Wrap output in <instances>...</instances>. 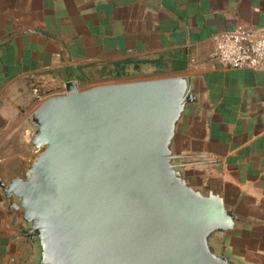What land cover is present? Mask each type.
<instances>
[{
    "label": "crops",
    "instance_id": "0c3cea01",
    "mask_svg": "<svg viewBox=\"0 0 264 264\" xmlns=\"http://www.w3.org/2000/svg\"><path fill=\"white\" fill-rule=\"evenodd\" d=\"M264 28V0H0V183L34 158L25 141L46 93L185 76L197 95L176 142L181 170L243 219L222 248L264 264V71L215 57L213 37ZM39 91H38V90ZM0 185V264H33Z\"/></svg>",
    "mask_w": 264,
    "mask_h": 264
},
{
    "label": "water",
    "instance_id": "95a60500",
    "mask_svg": "<svg viewBox=\"0 0 264 264\" xmlns=\"http://www.w3.org/2000/svg\"><path fill=\"white\" fill-rule=\"evenodd\" d=\"M185 76L111 83L43 101L25 141L34 158L7 184L33 264H241L218 246L241 219L190 179L176 142L197 103Z\"/></svg>",
    "mask_w": 264,
    "mask_h": 264
},
{
    "label": "built area",
    "instance_id": "2783aa9c",
    "mask_svg": "<svg viewBox=\"0 0 264 264\" xmlns=\"http://www.w3.org/2000/svg\"><path fill=\"white\" fill-rule=\"evenodd\" d=\"M213 42L215 57L222 65L264 71V28L237 27L214 35ZM56 95L61 94L42 95L41 103Z\"/></svg>",
    "mask_w": 264,
    "mask_h": 264
},
{
    "label": "rangeland",
    "instance_id": "374dc122",
    "mask_svg": "<svg viewBox=\"0 0 264 264\" xmlns=\"http://www.w3.org/2000/svg\"><path fill=\"white\" fill-rule=\"evenodd\" d=\"M80 89H82V88L80 87ZM211 244L217 249L216 252H217L218 254L220 253L221 249H223L221 246H218V245L216 244V241H215V240L212 241Z\"/></svg>",
    "mask_w": 264,
    "mask_h": 264
},
{
    "label": "trees",
    "instance_id": "16d2710c",
    "mask_svg": "<svg viewBox=\"0 0 264 264\" xmlns=\"http://www.w3.org/2000/svg\"><path fill=\"white\" fill-rule=\"evenodd\" d=\"M46 94H49V93H46Z\"/></svg>",
    "mask_w": 264,
    "mask_h": 264
}]
</instances>
